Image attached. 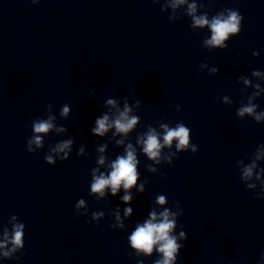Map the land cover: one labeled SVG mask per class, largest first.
Wrapping results in <instances>:
<instances>
[{
	"label": "clouds",
	"instance_id": "clouds-1",
	"mask_svg": "<svg viewBox=\"0 0 264 264\" xmlns=\"http://www.w3.org/2000/svg\"><path fill=\"white\" fill-rule=\"evenodd\" d=\"M33 4L39 2V0H31ZM154 2H159V0H154ZM187 3V12L186 15L191 18V28L195 29H204L207 28L210 30V37L203 40V45L209 49L211 48H220L226 49L228 44L225 43L230 36H236L241 32L242 20L243 17L238 10L235 9H224L211 18L207 11H203L202 14L197 15V4L195 2L188 3V0H172L171 7L173 10L177 9L178 6ZM200 8L204 9L205 5L200 4ZM161 11H163V6H161ZM180 17L177 16L176 20ZM169 20H173L172 17H169ZM174 21V20H173ZM254 55H258V52H255ZM201 67H206V64H201ZM213 73H218L219 69L214 67L211 69ZM253 76H261L262 73L259 70L252 71ZM244 83L247 85L251 83L248 79H244ZM257 89L260 88L259 84H256ZM224 103L229 102L228 96H224ZM108 105L115 106L116 101L113 99H108L106 101ZM139 103V102H137ZM52 105L47 106L46 111H51ZM257 105L255 104H246L242 105L237 110V115L239 117H244L245 114L253 116L255 121H259L264 118V112L256 111ZM70 109L67 104L63 105L61 108L60 115L67 116ZM131 109L125 103L124 110L119 111L118 115L113 117L110 121L109 115L104 114L95 120V127L91 129V132L97 136H104L109 129L114 128L115 133H122L127 135L138 123L139 117L135 115H129ZM177 111H180L179 107ZM56 117L53 115H48L46 119L37 118L32 121V131L34 135L27 139V151L29 153H34L37 149L44 148L43 136L41 134H47L50 130L55 129L57 132L67 131L63 126L57 128L54 121ZM160 128L163 129L162 133V142H161V133H158L154 127L151 125L148 126L146 132L138 133L136 137V143L141 146V151L145 154L149 160L154 161L156 164H160L162 161H166L169 165L172 164L171 157L177 156V153L191 151L193 154L197 153L198 148L195 144L191 142V130L185 126L183 122L177 123L175 127H170L169 124L161 123ZM114 133V134H115ZM175 142V143H174ZM124 140L117 141V144H123ZM72 139L62 140L50 146V153H47L44 157L45 161L49 165H55L56 161L51 153H63L64 155L60 157V161H66L69 159V152L72 150ZM35 145V147H33ZM175 147V151L171 152V155L164 154L162 155V149L168 148L171 150ZM107 145L101 146L98 151L103 152ZM260 149H264V144H260L256 150V159H260ZM67 150V151H66ZM83 151V148L80 149ZM79 155V153L77 154ZM97 163L103 165L105 163V157L100 156L97 160ZM139 160L137 158L136 148L133 147V144L129 142L124 149L123 155H118L113 161H111L109 167L110 171L105 174L101 172L99 168H93L91 171V184L90 192L99 193L100 197L105 195V189H111V195L116 196L121 186L125 190V194L121 197L122 201L125 204H130L133 197L130 193V189L136 185L138 179L137 165ZM148 170L155 172L156 169L152 165H147ZM256 168L255 160L250 164L244 167L242 179L247 180L253 176V169ZM99 172V175L96 173ZM264 174V169H261L260 172L256 174V179H260V175ZM248 187H254V185L249 184ZM140 192H144V184L141 183L138 189ZM167 197L165 195H157L155 203L159 205H165L167 203ZM175 205L178 207V211L173 212L170 208H164L159 214L152 210L149 212V218L145 220L142 224H137L131 234L128 236V242L132 249H135V254L139 257L142 253L147 256H151L153 250L162 254L161 259L154 260L153 264H173L177 260L180 250L183 247V244L177 243V237L171 233L176 228V217L183 215V208L180 202H176ZM81 207H87L84 199L78 200L75 205V210L79 213ZM131 207H126L124 209V215L130 216L132 213ZM81 215H87V213H79ZM103 212H93L91 214V221H98L100 217H103ZM116 220L118 223L112 224L111 227L123 228V222L120 217L119 210L117 209ZM13 220L17 219V216H12ZM24 233H25V224L16 223L12 226V233L10 240L8 239V233L5 231V242L0 243V248L6 247L7 243H11L13 247L8 251H5L3 255L9 257L11 253L15 252L17 249L24 248ZM180 238L186 240L187 236L184 231H181ZM19 259V257H16ZM264 260V257L261 258ZM137 264H144L142 259H138Z\"/></svg>",
	"mask_w": 264,
	"mask_h": 264
}]
</instances>
